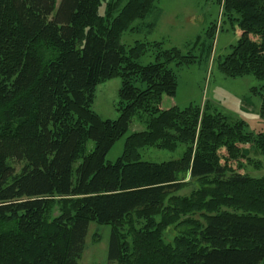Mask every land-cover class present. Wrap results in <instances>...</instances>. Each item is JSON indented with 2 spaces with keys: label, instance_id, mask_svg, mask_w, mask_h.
<instances>
[{
  "label": "trees",
  "instance_id": "obj_1",
  "mask_svg": "<svg viewBox=\"0 0 264 264\" xmlns=\"http://www.w3.org/2000/svg\"><path fill=\"white\" fill-rule=\"evenodd\" d=\"M103 1L0 0V264H78L91 223L111 227L106 264H264V172L245 171H264V132L206 104L162 109L177 94L174 66L195 57L122 42L157 0H111L101 15ZM218 2L241 30L219 70L264 81V0ZM114 78L120 117L104 120L96 90ZM259 94L264 117V85ZM134 119L146 130L108 162ZM180 146V159L141 160L144 148Z\"/></svg>",
  "mask_w": 264,
  "mask_h": 264
},
{
  "label": "rangeland",
  "instance_id": "obj_2",
  "mask_svg": "<svg viewBox=\"0 0 264 264\" xmlns=\"http://www.w3.org/2000/svg\"><path fill=\"white\" fill-rule=\"evenodd\" d=\"M61 0H58V3ZM111 0H104L100 14H105L106 5ZM223 4V3H222ZM159 10L155 11L143 22L135 23L137 29L127 32L122 38L126 46L135 42H161L165 49L178 48L184 56L195 57L192 64H184L174 69L178 78L177 94L174 98L165 96L162 109L177 106L181 110L189 107L204 108L206 104L213 113L225 115L230 122H245L249 133L264 132V117L261 114L260 88L264 81L253 75L242 78H230L219 70V63L231 52L239 42L241 30L237 23H231L225 18L223 6L218 0H157ZM158 16L156 27L151 31L147 25L154 22ZM159 15V14H158ZM210 27L216 28L214 40L208 37ZM154 62L153 51L140 59L145 66ZM122 86L120 78H114L101 83L96 90L93 110L104 120L115 121L120 117L118 111L119 91ZM146 130L145 124L134 119L128 132L122 136L108 152L106 160L115 163L122 157L129 136ZM94 149L92 142L88 143V151ZM252 158L261 160L255 149L243 148ZM185 147L180 146L170 152L156 148H144L141 160L162 163L180 159ZM252 176H261L264 171H255L251 166L245 169ZM188 186L179 192L187 196L193 191ZM177 228L166 230V242H173L178 235ZM111 227L91 223L86 238L85 251L78 264L108 263Z\"/></svg>",
  "mask_w": 264,
  "mask_h": 264
},
{
  "label": "crops",
  "instance_id": "obj_3",
  "mask_svg": "<svg viewBox=\"0 0 264 264\" xmlns=\"http://www.w3.org/2000/svg\"><path fill=\"white\" fill-rule=\"evenodd\" d=\"M157 10H159L158 6H157V8L154 10V12L157 11ZM154 12H153V13H154ZM153 13H152V14H153ZM158 14H159V15H158ZM158 16H160V13H157V15L153 18V19H154L153 21H154V23H156V24H157V21H156V20L158 19ZM152 23H153V22H152ZM147 26H148V25H147Z\"/></svg>",
  "mask_w": 264,
  "mask_h": 264
}]
</instances>
